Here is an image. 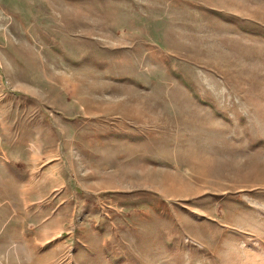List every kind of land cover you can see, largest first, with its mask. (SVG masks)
<instances>
[{
	"label": "rangeland",
	"instance_id": "374dc122",
	"mask_svg": "<svg viewBox=\"0 0 264 264\" xmlns=\"http://www.w3.org/2000/svg\"><path fill=\"white\" fill-rule=\"evenodd\" d=\"M0 264H264V0H0Z\"/></svg>",
	"mask_w": 264,
	"mask_h": 264
},
{
	"label": "crops",
	"instance_id": "0c3cea01",
	"mask_svg": "<svg viewBox=\"0 0 264 264\" xmlns=\"http://www.w3.org/2000/svg\"><path fill=\"white\" fill-rule=\"evenodd\" d=\"M2 160H5L6 162L9 163V160L6 158V155H3V158H1Z\"/></svg>",
	"mask_w": 264,
	"mask_h": 264
}]
</instances>
